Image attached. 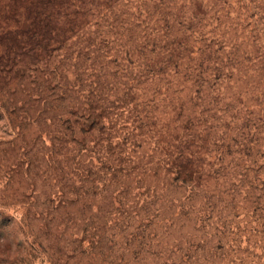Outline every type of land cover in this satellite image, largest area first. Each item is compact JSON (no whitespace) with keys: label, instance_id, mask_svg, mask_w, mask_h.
<instances>
[{"label":"rangeland","instance_id":"1","mask_svg":"<svg viewBox=\"0 0 264 264\" xmlns=\"http://www.w3.org/2000/svg\"><path fill=\"white\" fill-rule=\"evenodd\" d=\"M197 2L90 4L84 39L95 40L83 54L95 58L108 85L95 93L107 100L98 104L96 124L90 70L82 76L84 91L63 103L80 108L70 127L64 110L48 109L55 95L47 67L32 76L3 57L0 45V264H264V0ZM171 8L178 18L200 11L195 32L172 25L183 54L210 46L225 67L201 100L195 79L184 78L187 66L181 76L171 67L140 87L124 77L134 64L114 58L117 39L144 38L163 27L157 19ZM68 37L70 45L80 41ZM135 44L155 56L142 41ZM66 50L75 62L79 45ZM76 79L71 70L69 81ZM129 94L161 118L158 131L175 115L171 98L185 106L197 141L190 159L204 178L192 200L154 141L145 136L136 147L124 141L133 132L120 104Z\"/></svg>","mask_w":264,"mask_h":264},{"label":"trees","instance_id":"2","mask_svg":"<svg viewBox=\"0 0 264 264\" xmlns=\"http://www.w3.org/2000/svg\"><path fill=\"white\" fill-rule=\"evenodd\" d=\"M197 1L190 0L187 6L192 8L198 4ZM0 3V45L5 53L3 57L10 59V62L18 66V69H30L31 75L35 77L42 65L47 67L49 82L54 85L53 95H55L54 101L48 104V109L53 112L64 110L68 117L67 122L71 127L74 124L72 117L80 108L71 106L70 110V106L63 105V103L68 101L70 94H80L84 91L83 73L87 69L90 70L89 76L94 79V87H96L94 94L106 90L108 87L102 68L96 64L95 58H92L90 53L83 54L85 49L91 50L95 40L93 37L84 39L85 35H88L84 33L88 24L84 23V19L87 17L88 7L91 3L93 6L94 0H0ZM189 11L190 17L178 18L174 15V9L171 8L169 14L161 15L157 19V24L161 25L162 23L163 27L158 28L157 26L153 30H148L145 32L144 38L132 39L133 35H131L127 41L117 39V42H120V50L115 52L116 61H126L129 65L134 64L136 67L131 70L124 69V77L135 81L141 87V80L146 82L150 77H154L158 73H165L171 67L170 70L181 76L182 67L187 66L184 78L193 77L195 79L198 88L197 100H201L203 91L212 82L216 85L221 81L225 67L219 63L218 58L214 57L210 46L201 47L195 54L196 56L192 51H189L186 56L183 54L186 48H184L182 35L173 32L172 25L180 26L187 32H195L199 25L200 11L197 9ZM150 13L149 10H146L147 19L152 22ZM112 21L111 27L118 30V18L114 17ZM80 33L84 35L80 36ZM69 34L78 35L79 43L70 45ZM138 40L142 41L145 47H151V53H154L155 56L151 58L145 56L146 51L141 50L135 44ZM76 45H79L80 51L76 61L72 62V54L66 48ZM12 53L13 59L9 58ZM84 60L86 63L91 61L92 64L89 63L88 68H85ZM140 60L143 61L140 62ZM71 70H74L77 76L76 81L72 84L69 81ZM95 95L94 124L98 120L96 113L101 110L98 104L107 102L103 93ZM115 98L116 101L119 100L117 96ZM170 100L168 105L175 115L173 119L164 123L162 130L158 131L157 126L162 122L161 118L151 116L148 104H144V106L143 103L138 104L130 94L126 95L120 104L124 107V113L128 115V122L133 128V132L124 141L133 147H136L137 139H142L145 136L154 141L156 151H160L161 155L164 154L170 172L175 175L174 183L188 190L190 194L188 199L192 200L193 196L204 186V178L200 172L201 167L195 166L190 159L193 157L191 154L192 144L197 143L195 140L196 131L191 121L192 118L185 115V106H178L175 104V100L172 98ZM87 105L92 106L91 104ZM168 105H166L167 108H169ZM141 107L142 109H140ZM209 107L208 104L207 108ZM206 111L204 108L201 114L204 115ZM92 115L91 113L88 115V122ZM177 142L180 143L179 146H177Z\"/></svg>","mask_w":264,"mask_h":264}]
</instances>
